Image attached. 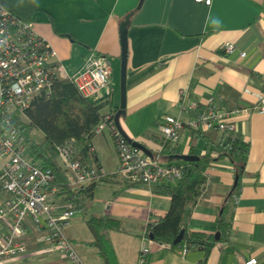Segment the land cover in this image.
Returning <instances> with one entry per match:
<instances>
[{
    "label": "crops",
    "instance_id": "1",
    "mask_svg": "<svg viewBox=\"0 0 264 264\" xmlns=\"http://www.w3.org/2000/svg\"><path fill=\"white\" fill-rule=\"evenodd\" d=\"M36 7L31 21L37 34L54 51L67 74L76 71L90 52H99L116 61L119 68L122 28H126L125 100L118 116L119 126L142 153H157L161 162L182 164L175 154H195L203 166L205 181L193 203L188 229L215 234L219 207L226 203L231 212L229 238L216 241L205 264H243L253 257L264 264V113L249 111L234 114L239 138L247 143L245 161L234 195L232 163L227 155L215 151L221 132L202 131L197 137L184 127L175 142L174 154L157 150L160 136L157 125L166 114L183 121L193 110H179L178 95L200 100L212 95L226 107H247L264 103V0H33ZM127 23V24H126ZM232 42L234 49L224 53L219 45ZM244 51L243 55L239 52ZM111 105L118 106V88L111 78ZM118 98V99H117ZM200 131V130H199ZM91 156L87 163L101 166L107 173L92 183L91 196L81 208L72 202L73 216L62 228L84 264H104L91 242L93 232L86 223L90 215L110 216L120 221L118 230H102L107 236L117 264H137L145 224L162 216L169 197L141 182L127 183L112 175L117 159L109 134L101 129L90 137ZM214 146V147H213ZM213 147V148H212ZM206 153L207 156H203ZM67 171V170H66ZM68 180L72 179L70 173ZM26 248L22 254L0 264L14 263L38 252L46 241H36L27 221ZM150 239V238H148ZM143 264H194L199 247H164L147 242ZM65 264V260L57 254ZM53 259L48 257L46 262ZM52 262V261H51Z\"/></svg>",
    "mask_w": 264,
    "mask_h": 264
},
{
    "label": "built area",
    "instance_id": "2",
    "mask_svg": "<svg viewBox=\"0 0 264 264\" xmlns=\"http://www.w3.org/2000/svg\"><path fill=\"white\" fill-rule=\"evenodd\" d=\"M209 3L210 0H197ZM224 53L234 49L232 42L219 45ZM240 55L244 51L239 52ZM54 51L49 43L33 28L31 20L22 21L0 5V262L9 261L25 251L28 222L36 231V241H46L47 246L38 250L57 251L65 264H84L73 245L62 232L73 216L71 202H59L51 196L56 187L50 182L51 170L31 161L25 155L26 146L18 136L10 120L14 112L26 120L25 110L39 96H48L53 81L69 79L83 96L102 101L108 94L110 84L109 57L103 53L90 52L81 66L67 74L59 62L53 61ZM179 110H193L194 115L183 121L177 115H164L157 125L162 142H175L184 128L200 131L216 130L230 132L235 129L231 116L249 111L264 113V103L247 107H226L216 102L212 95L200 100L187 99L184 92L178 95ZM104 129L110 136L117 163L113 176L127 183L158 184L173 182L183 172L179 163L160 161L157 153L145 154L133 145L116 128L110 111L104 112L92 132ZM229 146V144H227ZM161 144L157 146L160 150ZM60 164L71 173L70 186L82 189L106 176L97 164H84L71 156L69 144L56 147ZM143 235L138 248L137 264L146 261L150 242ZM164 247L169 243L158 242ZM185 243L179 246L184 254ZM251 257L243 264H253Z\"/></svg>",
    "mask_w": 264,
    "mask_h": 264
},
{
    "label": "trees",
    "instance_id": "3",
    "mask_svg": "<svg viewBox=\"0 0 264 264\" xmlns=\"http://www.w3.org/2000/svg\"><path fill=\"white\" fill-rule=\"evenodd\" d=\"M0 5L22 21L31 20L36 10L33 0H0ZM111 103L110 87L104 100L93 101L83 97L69 79L57 78L53 81L48 96H39L31 101L24 113L26 120H21L14 112L11 114L12 125L26 146L25 155L31 161L51 170L53 178L50 184L56 187L51 196L59 202H73L77 204V208H81L84 201L91 196L92 183L82 189L73 190L66 169L58 160L56 147L69 144L73 158L87 165L92 164L87 163V158L91 156L92 129L102 114L100 109L104 105L110 107ZM116 108L115 105L114 109L110 110L112 116ZM35 131L41 133L38 140L33 138ZM190 133L197 137H206L197 129H191ZM221 134V140L213 147L219 156L227 155L232 163L236 182L229 193L230 197L235 194L238 185L247 143L239 138L236 128ZM159 142L162 146L161 153L163 151L166 155L174 154V148L170 146L169 141L162 142L160 139ZM203 156L206 157L207 154L204 153ZM181 161L183 172L178 179L154 185L157 192L169 197V202L162 216L145 224L143 234L148 238L150 235L153 241L169 243L170 247H179L182 243H185L187 248L199 247L201 253L194 264H205L214 243L228 240L231 212H227L226 203L219 207L215 221L217 236L188 229L190 210L200 193L205 175L203 166L199 165L197 160ZM86 223L94 236L89 243L96 246L104 264H117L111 244L102 230H118L120 221L106 215H90ZM179 231L181 238L174 243L173 239Z\"/></svg>",
    "mask_w": 264,
    "mask_h": 264
},
{
    "label": "water",
    "instance_id": "4",
    "mask_svg": "<svg viewBox=\"0 0 264 264\" xmlns=\"http://www.w3.org/2000/svg\"><path fill=\"white\" fill-rule=\"evenodd\" d=\"M119 40H120L119 68H118L119 102H118V106L115 112L113 113V121H114L116 128L120 131V133L126 138V140L131 145L142 149V146L139 143L132 141L129 137L123 134L119 126V123H118V116L124 108V100H125V94H124V91H125V60H126V28L125 27L120 30ZM175 157L181 160H197L198 159L197 155L190 154V153L188 154L178 153V154H175ZM235 182H236V176L234 175V181H233L232 187L234 186ZM215 236H217V232H215ZM149 238L151 239L150 235H149ZM180 238H181V231H179V233L173 239V242L174 243L178 242Z\"/></svg>",
    "mask_w": 264,
    "mask_h": 264
},
{
    "label": "rangeland",
    "instance_id": "5",
    "mask_svg": "<svg viewBox=\"0 0 264 264\" xmlns=\"http://www.w3.org/2000/svg\"><path fill=\"white\" fill-rule=\"evenodd\" d=\"M109 67L112 69L111 78L114 81L115 90H117V88H118V64H117L116 61H111L110 60ZM116 92H118V91H116ZM40 137H41L40 131H35L33 133V138L34 139L38 140ZM66 174H67V176H69L70 172L66 171ZM57 254H58L57 251H53V252L48 253V254L38 255V256H30V257H27V258H24V259H20L17 262L6 263V264H59V262H61V260L58 259ZM48 257H53V259H51L52 262L50 260L48 261L49 263L46 262V259Z\"/></svg>",
    "mask_w": 264,
    "mask_h": 264
}]
</instances>
